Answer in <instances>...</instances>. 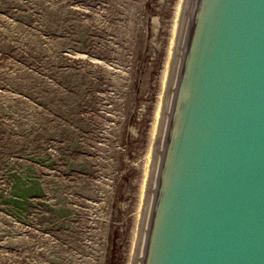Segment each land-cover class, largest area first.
Segmentation results:
<instances>
[{"label":"rangeland","instance_id":"obj_1","mask_svg":"<svg viewBox=\"0 0 264 264\" xmlns=\"http://www.w3.org/2000/svg\"><path fill=\"white\" fill-rule=\"evenodd\" d=\"M178 3L0 0V264H129Z\"/></svg>","mask_w":264,"mask_h":264},{"label":"water","instance_id":"obj_2","mask_svg":"<svg viewBox=\"0 0 264 264\" xmlns=\"http://www.w3.org/2000/svg\"><path fill=\"white\" fill-rule=\"evenodd\" d=\"M129 264H264V0H181Z\"/></svg>","mask_w":264,"mask_h":264},{"label":"bare ground","instance_id":"obj_3","mask_svg":"<svg viewBox=\"0 0 264 264\" xmlns=\"http://www.w3.org/2000/svg\"><path fill=\"white\" fill-rule=\"evenodd\" d=\"M180 4H181V0H179V3H178V7H177V10H176V16H175V21H174V25H173V30H172V40H171V45H172V43H173V38H174V34H175V29H176V24H177V19H178V14H179V9H180ZM171 48H172V46H170L169 47V49H168V57H167V61H166V66H165V71H164V75H163V82H162V90H163V87H164V82H165V77H166V73H167V68H168V63H169V58H170V53H171ZM162 92V91H161ZM162 94V93H161ZM158 104H159V102H158ZM157 107V106H156ZM158 112H159V110L157 111V116H158ZM155 121H157V118H156V116H155ZM153 124H155L154 123V121H153ZM156 126V125H155ZM155 131V130H154ZM152 132H153V130H152ZM153 134V133H152ZM151 133H150V135H152ZM154 135V134H153ZM151 140H152V138H151ZM153 141V140H152ZM152 141H150V143L152 142ZM150 146V145H149ZM151 147V146H150ZM151 151V150H150ZM149 152V151H148ZM147 152V153H148ZM150 153V152H149ZM148 158V157H147ZM146 160V159H145ZM147 160H149V158L147 159ZM146 162V161H145ZM147 163V162H146ZM148 165V164H147ZM146 165V166H147ZM144 167H145V165H144ZM145 169H146V167H145ZM146 173V172H145ZM145 178V177H144ZM145 180V179H144ZM144 184V183H143ZM142 191V190H141ZM141 202V201H140ZM130 258V257H129Z\"/></svg>","mask_w":264,"mask_h":264}]
</instances>
